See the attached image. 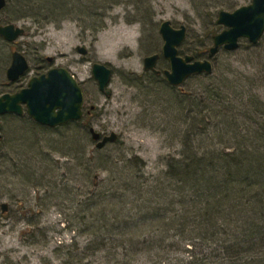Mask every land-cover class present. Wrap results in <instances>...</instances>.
Masks as SVG:
<instances>
[{"label":"rangeland","instance_id":"rangeland-1","mask_svg":"<svg viewBox=\"0 0 264 264\" xmlns=\"http://www.w3.org/2000/svg\"><path fill=\"white\" fill-rule=\"evenodd\" d=\"M17 1L6 0L0 11V25L24 29L13 44L0 38V81L6 82L13 51L22 53L32 72L50 57L51 67L68 70L79 83L84 114L77 123L56 129L2 117L0 206L6 204L7 210L2 213L0 207V264H229L213 255L204 262L192 258L213 254L216 242L191 243L172 229L146 230L142 196L136 194L165 169L168 157L178 156L182 127L174 115L189 107L202 80L207 82L204 76L228 78L240 90L262 75L264 50L248 48L245 40L234 51L209 55L212 37L223 30L216 25L218 12H233L251 0H208L198 11L191 0H108L105 26L98 32L96 17L87 16L94 0ZM37 4L45 10L72 5L88 13L73 11L51 20L27 16L40 10ZM148 9L142 24L136 10L141 15ZM166 20L174 28H186L179 55L209 60L210 75L171 87L161 74L168 69L166 60L159 58L158 74L143 70L145 57L161 55L158 27ZM95 63L111 70L109 96L98 91L91 74ZM257 94L264 102V87ZM89 128L101 135L114 132L117 139L97 150ZM253 257V264H262L261 252Z\"/></svg>","mask_w":264,"mask_h":264},{"label":"trees","instance_id":"trees-1","mask_svg":"<svg viewBox=\"0 0 264 264\" xmlns=\"http://www.w3.org/2000/svg\"><path fill=\"white\" fill-rule=\"evenodd\" d=\"M106 1L94 0L90 13L72 5L54 4L45 10L47 6L37 4V9L45 11L27 16L51 20L65 19L73 11L93 14L98 32L105 26ZM207 1L191 3L198 11ZM136 12L144 24L149 9L141 15ZM247 47L264 50V36ZM204 77L207 82L202 80L201 91L192 95L189 107L178 108L174 115L182 127L178 156L168 157L165 169L142 187V194H136L142 196V226L161 232L172 229L191 243L216 242L219 248L213 254L193 255L200 262L213 255L229 264L243 258V263L253 264L254 254L261 252L264 264V102L257 94L264 87V71L240 90L233 89L236 85L228 78Z\"/></svg>","mask_w":264,"mask_h":264},{"label":"water","instance_id":"water-1","mask_svg":"<svg viewBox=\"0 0 264 264\" xmlns=\"http://www.w3.org/2000/svg\"><path fill=\"white\" fill-rule=\"evenodd\" d=\"M6 0H0V11L5 7ZM216 25L223 30L212 37L209 55H214L219 49L231 52L239 47V42L247 41L256 45L264 34V0H251L246 6H241L233 12L220 11L217 14ZM24 33V29L14 24L0 26V36L7 42H14ZM158 33L163 41L161 55L153 54L143 59V70L158 74L156 69L159 58L168 62V69L162 71V76L171 87H180L188 78L198 75H210L212 63L209 60H194L192 56H180L178 47L186 36L185 26L174 28L169 21H162ZM80 54H85L84 48H77ZM27 69L24 57L15 52L6 71L7 79L15 81ZM91 74L97 83L98 91L109 96L107 90L111 70L103 64L92 65ZM24 104L27 115L37 124L56 128L69 123L78 122L83 117V92L66 69L57 67L50 69L46 75L33 78L28 88L16 95H4L0 98V115L21 114L20 105ZM94 107H92L93 109ZM91 140L97 150H102L107 144L114 143L117 136L114 132L101 135L93 128L88 130ZM2 213L7 205L1 204Z\"/></svg>","mask_w":264,"mask_h":264},{"label":"flooded vegetation","instance_id":"flooded-vegetation-1","mask_svg":"<svg viewBox=\"0 0 264 264\" xmlns=\"http://www.w3.org/2000/svg\"><path fill=\"white\" fill-rule=\"evenodd\" d=\"M6 6V5H5ZM4 9V8H3ZM2 9V10H3ZM1 10V11H2ZM5 25H8V24H5ZM0 26H4V25H0ZM16 26V25H15ZM23 28V27H22ZM24 34V33H23ZM22 34V35H23ZM21 37V36H20ZM19 37V38H20ZM0 38H2L1 36H0ZM18 38V39H19ZM3 39V38H2ZM18 39H16L14 42H7V41H5L4 39V41L5 42H7V43H10V44H13V43H15ZM15 52H18V53H20L19 51H13L12 53H11V60H12V54L13 53H15ZM21 55H22V53H20ZM23 56V55H22ZM24 57V56H23ZM24 59H25V61H26V63H27V69L22 73V75H20L15 81H12V82H10L8 79H7V75H6V72H5V80H6V82L5 83H2V81H0V98L2 97V96H4V95H16V94H18V93H20L22 90H25V89H27L28 88V83H29V81L31 80V79H33V78H38V77H40V76H42V75H46L47 74V72L50 70V69H52L53 67H51V65L53 64V59L52 58H46V64L44 65V66H39V65H42V64H38L36 67H35V72H32L31 71V66H30V64L28 63V61H27V59L24 57ZM11 60H10V64H11ZM158 63V62H157ZM10 66V65H9ZM9 68V67H8ZM7 68V69H8ZM7 69H6V71H7ZM161 74H162V72H161ZM0 77H1V75H0ZM74 77V76H73ZM79 84V83H78ZM5 88V89H4ZM20 108H21V114L20 115H18V114H13V113H11V114H8V115H11V116H13V117H16V118H18V119H25V120H27L28 122H31L33 125H35V126H38L39 128H41V129H55V128H47V127H44V126H41V125H39V124H37L36 122H34L28 115H27V113H26V107H25V105L24 104H21L20 105ZM94 109V108H93ZM92 109V106H91V108H90V110H93ZM82 111H83V114H84V110H83V108H82ZM5 115H7V114H5ZM4 115H0V127H1V120H2V117H3ZM74 123H77V122H74ZM70 124V123H69ZM61 127V126H60ZM57 128V127H56ZM0 133H1V128H0ZM2 139V135L0 134V140Z\"/></svg>","mask_w":264,"mask_h":264}]
</instances>
